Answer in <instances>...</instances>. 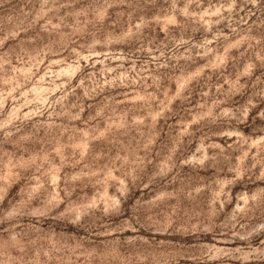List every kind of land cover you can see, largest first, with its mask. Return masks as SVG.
<instances>
[{"label": "rangeland", "instance_id": "374dc122", "mask_svg": "<svg viewBox=\"0 0 264 264\" xmlns=\"http://www.w3.org/2000/svg\"><path fill=\"white\" fill-rule=\"evenodd\" d=\"M0 264H264V0H0Z\"/></svg>", "mask_w": 264, "mask_h": 264}]
</instances>
